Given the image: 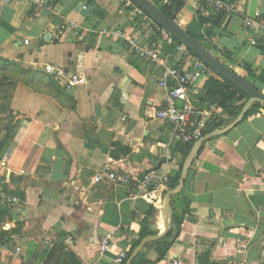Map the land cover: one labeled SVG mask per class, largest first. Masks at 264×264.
I'll return each mask as SVG.
<instances>
[{
    "label": "crops",
    "instance_id": "0c3cea01",
    "mask_svg": "<svg viewBox=\"0 0 264 264\" xmlns=\"http://www.w3.org/2000/svg\"><path fill=\"white\" fill-rule=\"evenodd\" d=\"M42 1L0 0V264H112L121 252L127 264L145 240L129 264L138 254L148 264H264V108L202 142L164 214L166 194L178 184L168 183L180 178L188 153L155 117L165 105L162 66L139 58L113 31L157 48L182 71L198 58L173 38L166 42L164 29L136 13L132 0ZM147 1L167 8L213 56L264 91V0H223L236 6L228 17L200 16L196 0ZM255 12L263 20L257 31L243 26ZM46 64L83 83L64 87ZM208 70L188 89L202 136L237 116L206 95L212 74L222 80ZM208 124L220 126L204 132ZM111 170L132 182L110 184ZM151 174L168 182L141 187Z\"/></svg>",
    "mask_w": 264,
    "mask_h": 264
},
{
    "label": "built area",
    "instance_id": "2783aa9c",
    "mask_svg": "<svg viewBox=\"0 0 264 264\" xmlns=\"http://www.w3.org/2000/svg\"><path fill=\"white\" fill-rule=\"evenodd\" d=\"M119 1L124 6L130 5V0ZM177 1L180 0H163L162 2L164 5L169 6ZM196 1V12L203 17H209L211 15L228 17L236 13V6L223 0ZM34 2L35 4L41 5L43 1L34 0ZM84 8H86V6H84ZM136 13L142 15L145 19L148 18L141 9H136ZM173 20L176 21L175 19ZM262 24L263 20L258 12L243 17V26L247 29L257 31L258 28L262 27ZM113 33L124 39L139 58L162 66L161 82L166 88L165 105L155 112V117L168 125L171 140L178 143H193L195 140L199 139L202 136L204 125L202 119L197 118L198 112L191 103L188 96V89L201 78L209 75V70L206 65L199 59H193L189 65V70L182 71L177 67L170 66L164 59H162L157 48H149L139 45L122 30L116 29ZM163 37L166 42H173L172 37H170L165 31H163ZM255 40L256 38L251 41V44H255ZM44 70L64 87L69 88L83 83L81 77L77 75H69L62 67L46 64ZM214 107H216V105H214ZM105 178L113 185H128L132 182V178L129 175L118 170L106 172ZM156 178H159L161 183L166 184L168 182V177L166 175L156 177L151 174L139 181V185L144 187L150 183L151 179ZM102 179L103 175L101 174L95 176V181H101ZM147 199L152 200L153 195L148 193ZM107 245L108 241L107 239H104L102 247H106ZM5 246L4 239L0 235V252L5 250ZM16 250L18 251L19 249ZM125 258L126 254L121 252L113 259L112 264H121ZM173 264H183V262L181 260H175Z\"/></svg>",
    "mask_w": 264,
    "mask_h": 264
},
{
    "label": "water",
    "instance_id": "95a60500",
    "mask_svg": "<svg viewBox=\"0 0 264 264\" xmlns=\"http://www.w3.org/2000/svg\"><path fill=\"white\" fill-rule=\"evenodd\" d=\"M132 1L135 2L144 13L154 19L170 37H172L178 43L183 45L187 50H189L194 56L201 60L211 71H213L222 80L230 83L233 87L238 89L247 97V100L242 106L241 110L229 125L220 129L213 130L194 141L183 162L178 184L173 189L169 190L166 194L163 212L164 214H167L170 212V196L179 193L184 187L188 169L192 163L194 156L200 149L202 142L216 135L226 133L232 128H234L238 123H240L244 119V116L254 103H261L264 105V91L258 90L252 84L247 82L242 76L235 73L231 68H229L219 59L213 56L208 50H206L202 46L200 42H198L191 35H189L176 21L166 16L160 9L152 5L150 2H148L147 0ZM145 241H143L134 250L127 264H129L130 260L137 254L138 250Z\"/></svg>",
    "mask_w": 264,
    "mask_h": 264
},
{
    "label": "trees",
    "instance_id": "16d2710c",
    "mask_svg": "<svg viewBox=\"0 0 264 264\" xmlns=\"http://www.w3.org/2000/svg\"><path fill=\"white\" fill-rule=\"evenodd\" d=\"M164 13L167 16H171V13L167 8H163ZM214 20L216 22L219 21V17L215 16ZM204 90L207 96L213 97L215 102H217L219 106V110L228 113L231 117H235L245 101L247 100L246 95L241 93L238 89L233 87L230 83L220 80L219 78L215 77L213 74L212 76L206 81L204 85ZM264 108V105L261 103H254L248 112L246 113L245 118L252 113L257 108ZM216 126H220V124H212V125H206V129L204 132H209L212 129H214ZM191 147V143H179L177 148L180 149L184 156L188 153L189 149ZM179 178V173L176 174L174 178H172L168 186L170 188H173ZM145 235V232H140V238L141 239ZM139 242L137 241L136 245ZM135 245V246H136ZM134 246V247H135ZM165 249L160 250V256L159 258H162L164 255ZM124 264V262L122 263ZM131 264H148L147 261L144 260L143 256L141 254H138Z\"/></svg>",
    "mask_w": 264,
    "mask_h": 264
}]
</instances>
